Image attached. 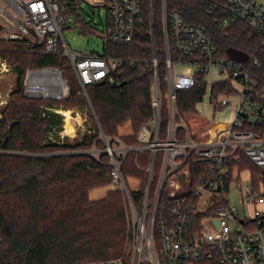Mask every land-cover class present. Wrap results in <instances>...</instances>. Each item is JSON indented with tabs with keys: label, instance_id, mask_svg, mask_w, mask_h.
Segmentation results:
<instances>
[{
	"label": "built area",
	"instance_id": "built-area-1",
	"mask_svg": "<svg viewBox=\"0 0 264 264\" xmlns=\"http://www.w3.org/2000/svg\"><path fill=\"white\" fill-rule=\"evenodd\" d=\"M73 1L0 0V46L18 44L23 51L33 52L37 46L45 44L46 51L53 56L62 47L61 54L69 61L85 93L87 86L93 84L108 83L111 87H120L124 73L122 60L104 54L73 51L66 45L63 34L72 26L63 12L70 9ZM77 1L81 5L107 10L104 49L109 41L132 43L144 23L140 0ZM151 1L153 4L154 0ZM195 1L211 11L221 9L226 14L225 23L243 22L255 31L261 41L258 49L263 57L253 61L258 68H264L262 0H226L223 4L210 0ZM162 14L168 70L167 94L161 91L155 49L152 86L154 118L142 127L138 137L140 144L126 147L120 139H115L112 144L101 131L100 139L105 142L106 148L101 151L93 147L88 152L99 162L101 155H109L111 184L126 198L133 222L134 247L128 260L123 258L90 264H264V213L257 209L264 205V193L254 187L252 180L243 189L242 172H230L232 166L244 160L264 168V133L255 130L256 127H264V94L255 91V80L248 68L251 60L242 63L218 58V47L211 35L205 29L187 23L182 11L173 9L168 12L166 0H162ZM172 53L181 57L173 58ZM182 56L193 60L184 61ZM8 76H13L12 67L0 57V82ZM200 76L204 77L209 89L214 84L230 82L234 95H221L213 101L209 94L204 100H208L215 113L223 115L229 100L237 98L232 118L216 120L199 112L179 115L178 92L194 87ZM23 88L25 96L32 100H63L69 96L68 82L57 68L28 70ZM13 90L14 84H10L5 97L0 93V108L9 103ZM164 100L170 112V121L168 139L161 141ZM49 110L65 117L62 130L58 134H49V141L52 142L68 137L74 140L77 137L76 128L79 130L82 123L88 121L81 117L82 122H74V134L71 135L66 131L63 110ZM179 128L186 132L185 141L177 140ZM133 151L151 152L148 180L141 192L132 191L122 174L127 155ZM159 152L165 156L156 190L151 197ZM193 153L196 156H191ZM190 157L205 168L199 184L193 188L188 186L190 170L182 169ZM233 186L240 190L245 216H241L237 206L231 205ZM252 208H255L254 214ZM239 226L242 231L238 230Z\"/></svg>",
	"mask_w": 264,
	"mask_h": 264
},
{
	"label": "trees",
	"instance_id": "trees-1",
	"mask_svg": "<svg viewBox=\"0 0 264 264\" xmlns=\"http://www.w3.org/2000/svg\"><path fill=\"white\" fill-rule=\"evenodd\" d=\"M210 1L223 4L226 0ZM140 2L144 23L137 30L134 41L130 44L109 41L104 49L105 56L124 62L122 84L117 88L108 83L93 84L87 86L86 95L69 61L61 54L62 47L53 56L48 54L45 44L37 46L33 52L23 51L18 44L0 46V57L8 61L15 78L10 101L0 108V264H90L129 259L127 210L122 192L111 190L98 201L90 198L91 192L111 184L109 155H101L99 162L88 152L93 147L101 151L106 148L100 139L101 131L112 144L120 139L126 147L138 146L142 127L154 118L152 23L161 91L164 95L168 92L162 0H154L153 4L151 0ZM166 2L168 12L182 11L187 23L211 35L218 47V58L231 59L230 51L247 56L251 60L248 68L255 80V91L264 94V68H258L253 61L263 57L258 49L261 41L255 31L243 22L225 23L226 14L221 9L211 11L195 0ZM80 6L75 0L63 15L66 18L77 16ZM82 29L84 34H92L89 24L83 23ZM172 57L181 56L172 53ZM44 68L61 70L69 85L67 98L32 100L25 96L26 72ZM209 94L215 101L221 95H234L235 91L230 82L217 83L209 89L204 77L200 76L194 87L178 92L179 115L197 113L198 105ZM163 104L160 140L166 141L170 112L166 100ZM49 109L85 112L91 129L80 140L49 141V134H58L63 126L61 116ZM125 127L130 133L122 135ZM255 130L264 133V127ZM177 140H186L183 128L177 130ZM127 156L122 166L125 180H138L145 187L151 152L133 151ZM164 156L159 152L156 157L151 197ZM182 169L190 170V188L199 184L205 170L193 157ZM237 170L250 171L252 184L262 190L264 168L244 160L230 168L233 174Z\"/></svg>",
	"mask_w": 264,
	"mask_h": 264
},
{
	"label": "rangeland",
	"instance_id": "rangeland-1",
	"mask_svg": "<svg viewBox=\"0 0 264 264\" xmlns=\"http://www.w3.org/2000/svg\"><path fill=\"white\" fill-rule=\"evenodd\" d=\"M262 2L264 3V0H262ZM107 21H108V15L106 9L93 8L87 4L81 5L80 7H78V15L77 16L71 15L69 17L68 22L69 24H71L72 28L64 31L63 37L66 45L73 51L93 52L102 56L104 54V38H105ZM83 23L89 24L92 34L86 35L83 33V29H82ZM14 83H15L14 76H8L5 80H2L0 82V93H2V97L6 96V93L10 88V84H14ZM229 102L230 104L227 107L225 116H219L218 113H214L211 109V105L209 104L208 100H204L203 103L198 105L197 112L199 113L204 112L208 117L215 118L216 120L229 119L231 117V112L235 109V106L237 105V98H231ZM63 112L70 113L71 117L73 118L71 120L72 123L82 122L80 119L81 117L87 118L86 113L81 112L79 110H74V109L63 110ZM60 116L64 124L65 117L63 115ZM89 129H91V121L89 122L88 120L86 123H82V126L80 127L79 130L76 128L77 137L75 138V140L76 139L80 140L82 136ZM129 133L130 130L127 127L121 130L122 135H126ZM73 134H74V130L71 135ZM68 138L72 140V137H68ZM250 180H251V175L249 172L241 173V186L243 187V189L249 184ZM128 186L132 191H137V190L143 191L146 187V186L142 187L141 182L135 181L132 178L128 180ZM111 190H116L112 184H110V186L106 188L94 190L93 192H91L90 198L92 201H98L100 199H104L107 196L108 192H110ZM262 191L264 193V187L262 188ZM123 198L126 203V210H127L128 239H129L127 246V254L129 256L134 247V241L132 239V233H131L133 231V222L131 219V215L129 213L128 204L125 196ZM230 202L231 205L237 206L239 208V210L241 211V216H245L244 207L241 202V193L240 190L237 189L235 186H233L232 188V194L230 195ZM257 209L264 213V205H260L259 207H257ZM251 211L252 214H254L255 208H252ZM232 229L235 231V227L233 225H232ZM238 230L242 231L243 229L241 226H239ZM151 260H154V258L151 257Z\"/></svg>",
	"mask_w": 264,
	"mask_h": 264
},
{
	"label": "water",
	"instance_id": "water-1",
	"mask_svg": "<svg viewBox=\"0 0 264 264\" xmlns=\"http://www.w3.org/2000/svg\"><path fill=\"white\" fill-rule=\"evenodd\" d=\"M152 37H153V50L155 52L156 45H155V30H154V24L152 23ZM229 55L231 56V59L245 63L248 60V57L245 56L244 54H240L235 51H230ZM103 133V132H102ZM217 227H219L218 222H216Z\"/></svg>",
	"mask_w": 264,
	"mask_h": 264
},
{
	"label": "bare ground",
	"instance_id": "bare-ground-1",
	"mask_svg": "<svg viewBox=\"0 0 264 264\" xmlns=\"http://www.w3.org/2000/svg\"><path fill=\"white\" fill-rule=\"evenodd\" d=\"M65 116H66V131L67 133L72 134L74 129H73V123L71 120L73 118L71 117L69 112H65Z\"/></svg>",
	"mask_w": 264,
	"mask_h": 264
},
{
	"label": "crops",
	"instance_id": "crops-1",
	"mask_svg": "<svg viewBox=\"0 0 264 264\" xmlns=\"http://www.w3.org/2000/svg\"><path fill=\"white\" fill-rule=\"evenodd\" d=\"M211 109H212V107H211ZM212 111L214 112V110L212 109ZM204 115H206L204 112H202ZM215 113V112H214ZM233 113H234V110L231 112V117L230 118H232V116H233ZM219 116H225L226 114H218ZM207 116V115H206Z\"/></svg>",
	"mask_w": 264,
	"mask_h": 264
}]
</instances>
